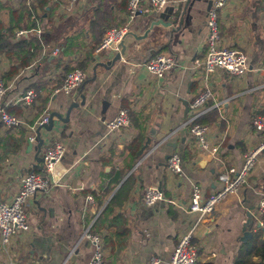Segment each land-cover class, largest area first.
Instances as JSON below:
<instances>
[{"label":"crops","instance_id":"1","mask_svg":"<svg viewBox=\"0 0 264 264\" xmlns=\"http://www.w3.org/2000/svg\"><path fill=\"white\" fill-rule=\"evenodd\" d=\"M60 1L51 0L52 29L41 28L38 37L54 35L58 41L42 51L38 65L21 70L7 86L3 106L8 114L23 121L19 128L26 131V145L18 155L0 164V202H10L22 176L37 170L36 143L33 140L29 149L28 137L35 139L32 128L41 116L48 118L57 112L64 117L67 108L76 103L66 123L54 118L51 131L40 130L43 145L38 158L50 145L59 143L67 149L64 163L68 172L52 189L30 198L26 206L30 230L13 237L5 247L0 243V264H70L71 255H76L75 264H88L93 247L84 234L130 174L134 182L120 209L124 223L109 229L112 248L105 250L101 239L104 264H148L153 257L166 264L179 237L190 229L194 233L192 243L199 251L198 261L232 264L240 245L251 238L258 225V203L264 198V152L239 193L220 203L212 214L198 220L188 205L194 185L203 196L212 194L220 187L218 175L231 166H241L244 156L259 143L252 119L264 118V0H225L217 12L221 44L247 56L243 75L219 70L205 80L203 67L197 65L207 54L205 1L194 3L193 11L187 13L192 20L180 32L171 36L169 29L154 28L138 40L144 36L146 19L155 12L149 0H139L146 13L129 23L130 32L138 39L125 38L126 49L120 60L105 69L97 63L109 62L115 53L95 54L93 50L85 80L71 95L54 94V90L48 93L44 87L32 106L16 105V98L33 85L57 82L60 74L55 60L66 42L71 41L72 46L63 64L76 65L96 45L99 31L94 27L109 21L126 22L127 0H79L72 11L65 10L67 0ZM23 5L21 0H0V26L20 25L25 30L27 19L20 15ZM156 54L172 55L176 61L162 81L145 68ZM44 58L46 61L41 62ZM8 68V61L0 59V74ZM205 86L211 89L212 98L199 119L215 111L225 122V129L204 125L209 141L219 150L201 168L200 155L209 156L189 132L186 107ZM121 109L129 114L128 127L109 132L106 123ZM139 131H144V144L147 140L150 144L127 172L128 148ZM188 152L194 154L192 160H186ZM173 153L181 158L179 174L170 173L166 167V156ZM147 188L160 190L164 200L152 206L144 204ZM88 195L93 197V205L87 203ZM244 228L251 234L242 242Z\"/></svg>","mask_w":264,"mask_h":264},{"label":"built area","instance_id":"2","mask_svg":"<svg viewBox=\"0 0 264 264\" xmlns=\"http://www.w3.org/2000/svg\"><path fill=\"white\" fill-rule=\"evenodd\" d=\"M28 5L32 0H21ZM79 0H67L66 11H72ZM169 0H149V4L154 11H157L167 4ZM225 0H214L211 8L207 13V36L206 48L207 54L203 62H196L198 66L203 67L204 78L207 80L210 75L216 71H224L230 75H243L247 70V56L245 53L231 47H225L221 44V37L218 26L217 12L224 5ZM146 11L139 4V0H128L126 8V22L120 27L108 29L95 49V54L102 52L117 53L120 51V44L125 40L126 35L130 32L129 23L137 16L145 14ZM29 32H34L37 37L41 36V31L37 30H20L15 33L16 38H21ZM57 49L53 51L56 54ZM176 66V61L172 55L156 54L146 63L147 72L156 80L162 81L171 70ZM85 73L81 69H74L64 78L63 83L54 89V94L71 95L84 82ZM4 82L0 79V123L5 129H15L23 125V121L7 113L3 106V100L6 94ZM212 98V91L205 86L188 105L189 117L186 125L189 127L190 134L194 137L198 148L207 156L215 157L218 153V146L212 144L208 139V128L197 123V119L206 112V105ZM36 100V93L29 89L23 92L15 100L16 105L30 107ZM48 118L45 116L40 119L36 126L47 123ZM129 114L125 109L118 111L116 117L106 123L109 132L117 131L120 128L128 127ZM34 126V127H36ZM32 128V131L35 128ZM252 127L260 140L258 145L245 156L241 166H231L218 175L220 187L208 195L203 196L201 189L194 185L188 211L197 215L198 220H202L212 214L215 208L226 200L228 197L236 196L242 186L248 180L251 171L257 163V159L264 152V118L255 116L252 119ZM34 137L30 135L28 142H32ZM67 149L63 145L56 143L50 145L43 153L42 173L28 172L22 176L19 189L10 202H0V243L7 246L13 237L19 234L27 233L30 226L27 221L26 206L30 198L37 193H42L52 189L57 185L60 179L68 172L64 160ZM181 158L176 154H171L167 159V170L172 174L181 173ZM164 197L160 190L156 188H147L143 193V202L147 206H152ZM86 201L93 205V197L88 195ZM264 212V198L258 203V222L259 227H263L261 216ZM256 229V228H255ZM193 230L190 229L182 234L166 264H196L197 249L193 245ZM86 237L92 247L93 253L88 264H104L103 243L99 236L85 232ZM148 264H161L160 259L153 257Z\"/></svg>","mask_w":264,"mask_h":264},{"label":"trees","instance_id":"3","mask_svg":"<svg viewBox=\"0 0 264 264\" xmlns=\"http://www.w3.org/2000/svg\"><path fill=\"white\" fill-rule=\"evenodd\" d=\"M60 2L58 3L61 4ZM47 7L51 8V0H32L28 5H23L21 9L22 13H20V15H25V18L27 19L24 29L28 31H33L37 30L38 28H43L44 30L51 31V26L53 24V10H46ZM44 22L45 26H43ZM122 25H124V21H119L117 24H114L109 21L100 24L97 27H94V29H97L96 31H99V35L95 36V39L97 40V42L95 43L96 45L95 47H93V49H91V51L86 55V57L76 65L63 64V60L65 59L64 57L70 54L68 48L72 46L71 41L66 42L64 44V49H62L60 52L61 56L55 60V65L59 69L60 74L57 82L54 84L51 83V85L47 84L46 86L37 83L36 85H33V87L28 88L27 90H34L36 93L37 100V98L40 97L39 91L43 90L44 87L49 93L55 88L59 87L63 83L66 75L72 72L74 69L78 68L82 71H85L88 66V62L91 59V52H93V50H95L101 42V40L98 41V39L100 37L102 39L103 34L108 29L113 27H120ZM102 28L104 29L102 30ZM21 29L22 26L20 25H15L9 28H4L0 26V59H5L9 63V68L7 72L0 74V79L4 82V86L6 89L14 76H16L21 70L32 66V64L38 65V59L42 51L44 49H50L51 46H54V44H56V41H58V37L54 35L49 36V38L45 39L38 38L36 35L33 34L30 36H23L18 39L15 37V33L20 31ZM45 61L46 58L42 59L41 62ZM45 101H47V98H45ZM45 116L46 114L42 115L40 119L44 118ZM197 123L206 126L218 127L220 131H224L225 129V122L220 119L219 115L215 111H210L206 113L197 121ZM34 124L35 122L32 121L31 126H34ZM145 139L146 138L144 131H139L138 136L133 140L132 144L129 146V165H127V172H129L133 168L136 160L139 158L137 153L143 146ZM25 145L26 131L24 129H5L0 124V164L6 161L9 157L18 155L22 150H24ZM193 158L194 154H192L191 152H188L186 154V160H192ZM33 172L41 173L36 169H34ZM133 182L134 178L132 174H130L120 186V188L112 196L108 204L103 208L102 212L99 214L94 224L89 229L90 234L99 236L101 239H103L105 250L111 245L110 243L113 238V235L109 231V229H111L112 226H118L119 228V225L121 226L124 223L120 209L124 202L128 200L129 192L131 190ZM98 203L99 206H102L101 201H99ZM260 218L263 223V227H256L251 238L240 245L232 264H264V212ZM103 229H105L107 233L103 234ZM110 248L112 247L110 246ZM198 256L199 251L197 253L196 264H210L201 263L200 261H198Z\"/></svg>","mask_w":264,"mask_h":264},{"label":"water","instance_id":"4","mask_svg":"<svg viewBox=\"0 0 264 264\" xmlns=\"http://www.w3.org/2000/svg\"><path fill=\"white\" fill-rule=\"evenodd\" d=\"M197 1H205L206 2V7L205 10L208 11L214 0H177V1H173L170 2L169 4H167L166 6H164L163 8L153 12V14H151V16H149L146 21H145V25L143 27L144 30V36L140 37L139 39L136 37V35H134V33L129 32L126 37H132L134 39H138L140 40L141 38H144L147 36V34L149 33V31L153 30L154 28H162V29H169L170 35L172 36V34L174 33H178L180 32L187 23H190V21L192 20V16L191 15H187L189 10H192L194 7V3H196ZM49 7L46 8V10H48ZM193 11V10H192ZM125 49L126 46L124 44V40L121 42L120 44V51L115 53V55L113 56V58L107 62V63H97L99 66L108 69L110 66H112L115 62H117L118 60L121 59V57L124 55L125 53ZM84 103V101H82L80 103V105H82ZM77 104H71L65 113V116L62 117L61 114L57 113V112H52L49 117H48V121L45 124H41L39 126H37L34 130L35 133V143L36 146L34 147L36 149V161H37V170L39 172L42 173V162H43V158L39 157L38 155L40 154L42 145H43V140L40 136V130L44 129L46 131H51L53 126H54V118H56L59 122L61 123H66L68 121V115L70 113V111L72 110V108H77ZM188 109L186 107V113H187ZM150 144V140H147L146 143L142 146V148L138 151L137 155L141 156L145 150L148 148V145ZM28 148L31 149L33 148L32 143L29 142L28 143ZM169 156H166V159H168ZM201 161L199 162V167L203 168L206 163H209L210 161H212L211 157H206L205 155H200ZM257 227H259V225H257ZM250 232L246 231V229H243V235H242V242L246 241V237L250 236ZM75 260H76V255H71L69 257V261L70 264H75Z\"/></svg>","mask_w":264,"mask_h":264},{"label":"rangeland","instance_id":"5","mask_svg":"<svg viewBox=\"0 0 264 264\" xmlns=\"http://www.w3.org/2000/svg\"><path fill=\"white\" fill-rule=\"evenodd\" d=\"M253 169H254V168H253ZM252 172H253V171H251V173H252ZM251 173H250V175H252Z\"/></svg>","mask_w":264,"mask_h":264}]
</instances>
